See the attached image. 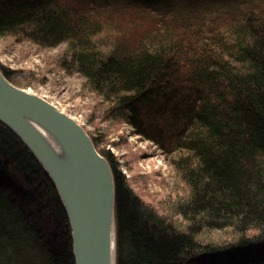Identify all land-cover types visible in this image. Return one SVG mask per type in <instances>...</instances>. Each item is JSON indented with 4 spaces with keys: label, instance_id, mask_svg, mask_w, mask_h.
<instances>
[{
    "label": "trees",
    "instance_id": "16d2710c",
    "mask_svg": "<svg viewBox=\"0 0 264 264\" xmlns=\"http://www.w3.org/2000/svg\"><path fill=\"white\" fill-rule=\"evenodd\" d=\"M0 37L64 47L58 68L105 103L103 122L128 123L183 181L161 213L101 152L117 264H264V0H0ZM0 264H76L56 187L2 123Z\"/></svg>",
    "mask_w": 264,
    "mask_h": 264
},
{
    "label": "water",
    "instance_id": "95a60500",
    "mask_svg": "<svg viewBox=\"0 0 264 264\" xmlns=\"http://www.w3.org/2000/svg\"><path fill=\"white\" fill-rule=\"evenodd\" d=\"M0 123L36 157L56 187L76 264H116L115 180L85 128L0 69Z\"/></svg>",
    "mask_w": 264,
    "mask_h": 264
},
{
    "label": "rangeland",
    "instance_id": "374dc122",
    "mask_svg": "<svg viewBox=\"0 0 264 264\" xmlns=\"http://www.w3.org/2000/svg\"><path fill=\"white\" fill-rule=\"evenodd\" d=\"M63 50L64 47L42 49L28 42L0 37V66L13 72L16 86L45 98L76 119L89 136L99 137L98 151L109 152L116 159L138 196L171 216L172 207L185 186L170 159L155 143L137 135L128 123L103 122L101 113L105 103L84 88L85 81L80 76L58 68L57 61ZM172 217L177 220L176 215ZM117 251L116 231V264Z\"/></svg>",
    "mask_w": 264,
    "mask_h": 264
},
{
    "label": "bare ground",
    "instance_id": "6f19581e",
    "mask_svg": "<svg viewBox=\"0 0 264 264\" xmlns=\"http://www.w3.org/2000/svg\"><path fill=\"white\" fill-rule=\"evenodd\" d=\"M115 237H116V235H115Z\"/></svg>",
    "mask_w": 264,
    "mask_h": 264
}]
</instances>
